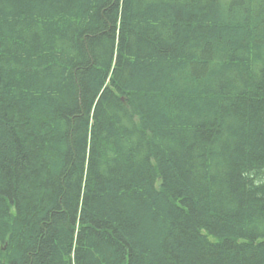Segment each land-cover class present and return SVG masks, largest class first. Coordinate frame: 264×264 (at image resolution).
Wrapping results in <instances>:
<instances>
[{"label":"trees","instance_id":"obj_1","mask_svg":"<svg viewBox=\"0 0 264 264\" xmlns=\"http://www.w3.org/2000/svg\"><path fill=\"white\" fill-rule=\"evenodd\" d=\"M0 264H264V0H0Z\"/></svg>","mask_w":264,"mask_h":264}]
</instances>
